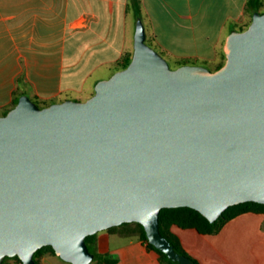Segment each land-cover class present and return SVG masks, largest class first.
<instances>
[{
  "label": "water",
  "instance_id": "obj_1",
  "mask_svg": "<svg viewBox=\"0 0 264 264\" xmlns=\"http://www.w3.org/2000/svg\"><path fill=\"white\" fill-rule=\"evenodd\" d=\"M137 19L130 63L87 100L0 116V264H34L46 246L90 264L85 238L140 224L149 244L190 264L159 232L162 209L214 223L229 207L264 205V12L225 39L223 65L174 70Z\"/></svg>",
  "mask_w": 264,
  "mask_h": 264
},
{
  "label": "crops",
  "instance_id": "obj_2",
  "mask_svg": "<svg viewBox=\"0 0 264 264\" xmlns=\"http://www.w3.org/2000/svg\"><path fill=\"white\" fill-rule=\"evenodd\" d=\"M247 1L141 0L146 38L167 57L215 69L226 37L251 22ZM136 21L128 0H0V116L12 108L15 92L43 108L91 97L103 70L119 71V59L132 54ZM169 232L198 264H264L262 214H241L212 234L177 225ZM100 246L95 251L112 264H161L146 243L121 229L97 233L94 247ZM37 261L69 264L50 253Z\"/></svg>",
  "mask_w": 264,
  "mask_h": 264
},
{
  "label": "trees",
  "instance_id": "obj_3",
  "mask_svg": "<svg viewBox=\"0 0 264 264\" xmlns=\"http://www.w3.org/2000/svg\"><path fill=\"white\" fill-rule=\"evenodd\" d=\"M261 6H262L261 0H248L245 12L249 15L251 19L254 13L256 12L260 13L259 9L261 8ZM128 9L131 11V13L133 14L136 20L141 19L142 21L141 0H128ZM248 25L239 28L238 31L245 30L248 27ZM131 57L132 54H126L123 57H121V59H119V61L117 62L118 69L122 70L126 68L130 63ZM220 59L221 62L215 67L214 71L219 69L225 61V56L224 53H222V51L220 52ZM184 65L197 66L198 64H197V60L195 59L185 58V59H179L177 61V67ZM16 94L17 93L15 92V98L13 99L12 108L17 104L20 97V95H16ZM8 111L9 110L5 111L2 114V116H4ZM246 213H255V214L264 215V205L254 202H246L229 207L221 214V216L214 223H209L197 211L192 210L190 208L162 209L158 217L159 232L165 239H167L174 246V248L177 250L179 254L185 256L189 260L190 264H198L195 260L189 257L180 248L176 238L172 236L169 232L170 226L177 225L180 228L195 229L201 234H205V235L212 234L213 232L217 231L223 224L227 223L228 221L232 220L233 218L241 214H246ZM116 229H121V231H123V234H125L126 236H135L142 242L146 243L149 249L155 251L159 255V262L161 264H175L171 260H169L165 254L155 249L151 244L148 243L145 231L140 224L126 223L119 227L108 229V231H113ZM95 236L96 234L85 238L86 246L89 252L93 255V261L97 262L98 264L114 263L115 260H109V258H107L104 254L97 253L95 252V250H93ZM44 253H50L52 255H55L51 247L49 246L43 247L34 253L33 255L34 264H38L37 259L39 258V256H41ZM7 260H16L17 264H22L21 261L18 259V257H12V258L6 257L3 260L2 264H4Z\"/></svg>",
  "mask_w": 264,
  "mask_h": 264
},
{
  "label": "rangeland",
  "instance_id": "obj_4",
  "mask_svg": "<svg viewBox=\"0 0 264 264\" xmlns=\"http://www.w3.org/2000/svg\"><path fill=\"white\" fill-rule=\"evenodd\" d=\"M144 20V19H143ZM147 20V19H146ZM146 20H144V25L143 26H145V33H147L148 34V32L150 31V29H149V23L146 21ZM143 23V22H142ZM145 43L151 48V49H153V50H155L166 62H167V64H168V66L170 67V69H172V70H174V69H176V68H178L177 67V61H178V59H175V58H172V57H167L165 54H163V53H161L160 51H159V49L158 48H156V46L151 42V40L149 39V38H146V40H145ZM220 51H222V53H224L223 52V47H221L220 48ZM197 66H202V67H205V68H207L208 70H210V71H214V69H213V66L212 65H206V64H204V63H202V62H197ZM103 69H101V71H102ZM102 73V72H101ZM115 73V72H114ZM113 73V74H114ZM113 74H111V75H109V71L108 70H106V69H104L103 70V74L102 75H104L105 77H104V79L103 80H106V79H108V78H110ZM101 81V80H100ZM88 89H90L91 90V83L90 84H88ZM89 93V91H86L85 93H84V98L87 96V94ZM87 99L88 98H90V97H86ZM87 99H85V100H87ZM80 102H83V101H80ZM94 247V246H93ZM105 247H106V245H105ZM98 248H102L101 246L100 247H94L93 248V250H97ZM96 252V251H95ZM95 262L93 261L92 263H90V264H94ZM4 264H17V262H16V260H7Z\"/></svg>",
  "mask_w": 264,
  "mask_h": 264
}]
</instances>
